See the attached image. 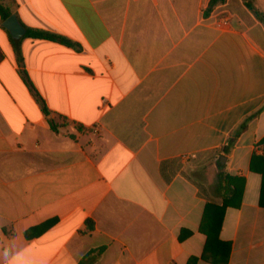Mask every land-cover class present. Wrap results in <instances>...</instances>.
Returning <instances> with one entry per match:
<instances>
[{
  "label": "crops",
  "instance_id": "crops-1",
  "mask_svg": "<svg viewBox=\"0 0 264 264\" xmlns=\"http://www.w3.org/2000/svg\"><path fill=\"white\" fill-rule=\"evenodd\" d=\"M1 1L0 264H215L227 174V264H264V0Z\"/></svg>",
  "mask_w": 264,
  "mask_h": 264
},
{
  "label": "trees",
  "instance_id": "trees-1",
  "mask_svg": "<svg viewBox=\"0 0 264 264\" xmlns=\"http://www.w3.org/2000/svg\"><path fill=\"white\" fill-rule=\"evenodd\" d=\"M216 2V1H215ZM214 3V2H213ZM250 8V4H248ZM259 18L264 21V15L258 11H255ZM0 15L4 20L9 18L12 15V11L10 8L5 6L3 2L0 0ZM27 36L33 38H42V39H49L55 42H59L68 46L75 47L76 44L71 40L56 34H52L47 31L43 30H35V29H28ZM51 127L53 131H59V125H57L54 119L50 121ZM79 129H82L81 126H77ZM244 189V180L230 176L229 174L225 176H221V181L219 185V193L223 199V203L216 204V203H208L205 211L203 220L201 223V231L207 236V244L205 247V251L203 254V258L207 261H210L215 264H227L231 252V243L223 242L220 239L223 219L225 216L226 209L228 207H236L241 204L242 195ZM54 221H49L40 227H38L35 231L27 234V237L30 238L31 236L41 234L49 227L53 225ZM89 228H92L89 225ZM103 249L93 250L89 252L79 264H92L100 257L102 254ZM198 258L194 257L191 258L189 264H196Z\"/></svg>",
  "mask_w": 264,
  "mask_h": 264
},
{
  "label": "water",
  "instance_id": "water-1",
  "mask_svg": "<svg viewBox=\"0 0 264 264\" xmlns=\"http://www.w3.org/2000/svg\"><path fill=\"white\" fill-rule=\"evenodd\" d=\"M4 26L11 32L14 39H21L27 31L16 14H12L7 18Z\"/></svg>",
  "mask_w": 264,
  "mask_h": 264
},
{
  "label": "clouds",
  "instance_id": "clouds-1",
  "mask_svg": "<svg viewBox=\"0 0 264 264\" xmlns=\"http://www.w3.org/2000/svg\"><path fill=\"white\" fill-rule=\"evenodd\" d=\"M7 255H8V251L7 249H5V251L3 252V256L7 257ZM5 264H18V259L16 257H13L12 259L7 260Z\"/></svg>",
  "mask_w": 264,
  "mask_h": 264
},
{
  "label": "built area",
  "instance_id": "built-area-1",
  "mask_svg": "<svg viewBox=\"0 0 264 264\" xmlns=\"http://www.w3.org/2000/svg\"><path fill=\"white\" fill-rule=\"evenodd\" d=\"M258 150H259V152H261L262 154H264V148L263 147H259Z\"/></svg>",
  "mask_w": 264,
  "mask_h": 264
}]
</instances>
